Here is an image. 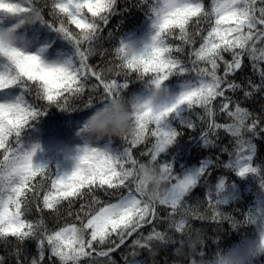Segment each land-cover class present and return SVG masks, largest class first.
Here are the masks:
<instances>
[{"label": "trees", "instance_id": "16d2710c", "mask_svg": "<svg viewBox=\"0 0 264 264\" xmlns=\"http://www.w3.org/2000/svg\"><path fill=\"white\" fill-rule=\"evenodd\" d=\"M21 1L29 2L30 7L16 10L4 4L1 8L7 14L5 18L16 14L24 16L25 22L13 30L16 35L23 31L30 38L36 29L41 28L42 36L49 39L51 47L64 44L72 51L71 62L67 65L70 70L79 67L75 42L80 40L81 51L90 50L87 64L102 73L105 80H115L117 91L115 98L104 100L103 86L93 88L92 85L99 82L92 76L87 80L82 93H66L67 99L59 106L40 99L39 86L26 78H19L15 84L0 92L18 94L19 102L35 107L40 114L20 129L18 137L15 134L8 137L6 147L14 150V155L30 153L35 145L44 143L51 136L56 137L60 144L73 139L93 146L110 144L115 156L130 147L133 158L138 161V169L130 180L133 187L138 184L139 188L142 182L140 172L145 168L166 173L170 186L193 170L200 169L195 183L180 200L178 212L173 213L168 205L156 206L160 219L126 237L125 242L112 251L109 257H96L97 264H219L238 247H245V252L237 264H264V71L260 70V66L245 56L240 70L231 77L233 88L226 93L232 104L231 110L239 107L247 113L239 134L228 130L234 120L221 110L223 98L218 97L208 106L212 116L208 115L207 107L203 104L185 103L165 117L168 132L177 135L157 154L156 161H152L148 153L156 143V137L151 135V131L156 129L154 123L148 125V131L136 145L130 144L132 131L123 137L97 139L84 132V125L90 116L104 110L109 103H127L134 95L143 98L156 88L154 81L158 79L157 73H143L139 69L132 71L123 66L131 61L134 52L139 54L128 42V38L146 30L147 25L156 17L153 9L161 7V0H114L109 11L104 14L106 24L100 17H91L87 9H84L85 18L99 25L97 35L91 41L82 40V30L72 24L66 14L54 8V3L60 0H18L19 3ZM194 2L203 3L208 10L212 6V0ZM29 13L35 15L31 22L27 20ZM197 20L192 18L186 25L187 35L194 43L182 41L178 27L166 30L161 36L173 49L171 55L189 69L183 73L174 72L161 83L162 86L173 87L179 83L197 85L198 77L191 71L194 57L190 53L200 47L212 23L211 19L205 17ZM61 27L68 31V37L56 30ZM122 45L128 48L117 54L116 50ZM177 47L183 48V51L176 52ZM224 55L226 59H231L230 53ZM2 58L9 64L6 75H12L10 62L0 56ZM199 66L204 67V64ZM220 74H223V65ZM213 123L219 127H210ZM4 154V149H0V160H3ZM62 156L63 151L57 147L43 154L37 166H42L45 171L38 172L29 181L24 195L20 197L22 219L33 224L42 220L49 232L76 224L77 215L83 218L85 212L95 214L100 208L116 203L121 195H127V188L124 187L105 190L107 186L100 188L94 185L91 192L87 188L81 189L83 196L62 200L54 210L44 207L43 195L55 192L51 182L56 176H61ZM244 156L250 157L249 166L256 171L241 176L239 172ZM164 165L171 168V180ZM232 185L236 191L228 198L227 189ZM3 194L6 196L7 189ZM81 205L86 206L83 211ZM181 220L184 226L179 232L169 227L173 221L178 223ZM154 228L165 234L153 239L150 247H141L135 243L147 237ZM110 239L117 240V237L112 234ZM101 247L106 250L114 246L109 243L97 245L98 250ZM42 252L43 264H60L56 257L49 259L50 250L42 247L38 234L0 235V264H37ZM80 264H90L89 258L81 259Z\"/></svg>", "mask_w": 264, "mask_h": 264}, {"label": "snow or ice", "instance_id": "6c2138e0", "mask_svg": "<svg viewBox=\"0 0 264 264\" xmlns=\"http://www.w3.org/2000/svg\"><path fill=\"white\" fill-rule=\"evenodd\" d=\"M161 2L163 6L167 3H176L177 0H161ZM113 3L114 0H60V2L54 3V8L59 13L66 14L71 23L82 30V40L91 41L97 35L99 25L88 21L83 10L87 9L91 17H100L106 24L107 20L104 14L109 11ZM181 6L196 9V14L167 26L164 25L161 17V22L154 24L157 31L152 37L151 44L146 45L139 54L134 52L131 61L123 66L132 71L139 69L143 73H157L158 79L154 83L159 88L161 81L167 80L174 72L183 73L189 70L180 60L171 55L173 49L161 39L162 33L178 27L181 32V40L185 43H194L187 35L186 25L192 18L211 19L212 23L207 35L202 38L200 47L190 53V56L194 57L191 61V71L195 72L198 77L197 85L183 92L175 103L165 107L156 116H152L150 110H147L146 114L136 116L134 128L130 133L131 145L141 142L148 131L149 124L156 125V129L151 131V135L156 137V143L148 153L152 161H156L157 154L177 135L175 132L164 131L159 126L161 121L185 103L203 104L207 107L208 115L212 116L213 113L208 106L218 97L223 98L220 105L221 110L234 120V123L228 126V130L239 134L241 126L245 124L247 113L242 112L239 107H235L234 111L231 110L232 104L226 95L234 86L231 77L240 70L245 56L259 65L261 71H264V0H212L210 10L205 9L203 3L194 2V0H183ZM161 7L158 10L153 9L156 18L160 16ZM225 16H230V19L226 23H222ZM56 30L62 32L65 37L70 35L63 27ZM80 42V40L75 42L79 67L76 70L63 69L65 75L55 85H49L39 78L24 77L22 74L12 76L0 73V90L12 86L19 78H26L27 81L39 86L40 99L60 106L62 101L67 99L66 93L71 95L82 93L87 80L94 76L99 83L92 87L103 86L104 100L109 97L115 98L116 81L105 80L102 73L87 64L90 50L89 52L81 51ZM127 48L128 46L122 45L116 52L117 54L123 53ZM175 51L182 52L183 48L177 47ZM225 53H230V60L225 58ZM201 63L204 64V67L199 66ZM221 65H223L222 75L220 74ZM0 108L6 110L4 113H0V149L5 151L3 160H0V235L38 234L42 240V247L50 250L49 259L56 257L60 264H80L81 259L89 258L90 264H97L96 257H109L112 251L125 242L126 237L137 233L146 224L160 219L155 207L150 206L142 199L139 185L132 186L130 177L137 171L138 161L133 158L130 147L125 148L118 156L111 155L107 151L85 150L70 175L56 176V179L52 180L51 187L55 189V192L43 195L44 207L54 210L62 200L83 196L84 193L81 189L84 188H87L89 192L93 190L94 185H98L100 188L107 186L105 190L127 188V195H121L116 203L100 208L95 214L85 212L83 218L77 215L78 223L66 225L52 232L44 227L42 220L33 224L22 219L20 197L24 195V189L28 186L29 181L38 172H43L45 169L32 164L34 151L23 153L28 161L27 169L19 177V182H15L12 179L15 169L7 170L8 161L20 155H14V150L7 148L6 142L8 137L13 134L18 137L20 129L38 116L40 111L23 102L0 103ZM210 127H219V125L213 123ZM129 164L131 166L126 167ZM85 165L87 167H84ZM163 167L169 173L171 180L170 166L164 165ZM249 171L254 172L256 169L250 166L243 167L239 175L243 176ZM194 183L193 179L186 178L173 184L164 205H168L173 213L178 212L181 196ZM5 189H7L6 196L3 194ZM13 207L14 210H12ZM85 207V205H81V210L83 211ZM183 226V220L178 223L173 221L169 225L170 228L174 227L177 232ZM112 234H115L117 240L110 239ZM164 234L154 228L147 237H142L135 243L141 247H150L153 239L162 237ZM106 243L114 247H108L106 250L102 247L100 250L97 249V245L103 246ZM43 262L44 253L42 252L37 264H43Z\"/></svg>", "mask_w": 264, "mask_h": 264}, {"label": "clouds", "instance_id": "9594fccd", "mask_svg": "<svg viewBox=\"0 0 264 264\" xmlns=\"http://www.w3.org/2000/svg\"><path fill=\"white\" fill-rule=\"evenodd\" d=\"M182 4L183 0H177L176 3L163 5L156 22L159 24L162 17V22L167 26L196 14V9L181 6ZM34 19V13L27 15L29 22ZM228 19L230 16H225L222 23H226ZM0 56L5 57L10 62L13 76L22 74L24 77L39 78L49 85H55L65 75L63 69H70L67 65L45 63L38 55L27 53L19 46L16 34L5 30H0ZM163 109L156 98L144 99L139 95L132 96L127 103L113 101L106 105L104 110L88 118L84 125V132L97 139L123 137L133 130L138 114H146L147 110H150L151 115L156 116ZM5 111V109L0 108V113ZM27 165V158L21 154L8 161L7 170L15 169V175L12 177L15 180L22 176ZM140 178L142 181L140 183L143 192L142 199L150 206L164 205L171 191L168 175L145 168L141 170Z\"/></svg>", "mask_w": 264, "mask_h": 264}, {"label": "rangeland", "instance_id": "374dc122", "mask_svg": "<svg viewBox=\"0 0 264 264\" xmlns=\"http://www.w3.org/2000/svg\"><path fill=\"white\" fill-rule=\"evenodd\" d=\"M4 4H6L7 7L13 6L14 9L20 10L23 8H29L30 3L27 1H21V3H19L18 0H0V30L11 31V29H15V27L19 25V23H21L22 17L21 14H16L18 16L5 18L7 14L3 10H1ZM155 22L156 17L147 25V28L143 33H135L132 34L130 38H128V42L135 47L138 53H141L145 49L146 45L151 44L152 37L157 31V28L154 27ZM18 42L19 46L23 50H25L27 53L38 55L45 63L68 65L69 62H71L72 51L64 44H58L51 47L49 39L46 36H42L41 28L36 29L33 36H31L30 38H27L25 34L20 35L18 37ZM8 68L9 64L7 63V61L4 58L0 59V73L6 74ZM193 86V83H179L173 87L160 85L159 88L156 87L154 91H152L151 93H147L143 98H156L161 108H165L169 104L175 103L177 98L183 92L191 89ZM19 99L20 97L18 94L7 93L5 91L0 92V103H16L17 101H19ZM164 121L165 118L161 121V128L164 131L168 132V126ZM54 147L60 148L63 151V156L61 159V176L70 175L75 170L77 164L79 163V157L84 155L85 150L91 151L95 149L99 151H107L109 154L114 156L116 155L110 144L93 146L91 144L81 143L77 139H73L64 144H60L59 140L56 137L51 136L47 137L44 143L42 142L40 145L34 146L32 150L34 151V154L32 155V164L34 166H37L41 160L42 155ZM249 165L250 157L244 156L242 158V168ZM199 171L200 169L193 170L178 181L184 180L186 178L195 180ZM15 182L18 183L19 178H16ZM235 191V186H229L227 189V197L231 198L234 195ZM183 195L181 196L180 200L182 199ZM12 210H14V207ZM244 252L245 247H238L230 255L223 258L219 262V264H237V262L243 258Z\"/></svg>", "mask_w": 264, "mask_h": 264}]
</instances>
